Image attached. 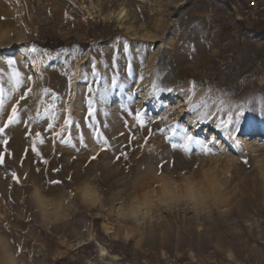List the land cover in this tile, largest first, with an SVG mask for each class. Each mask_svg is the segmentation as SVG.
<instances>
[{
	"label": "rangeland",
	"instance_id": "rangeland-1",
	"mask_svg": "<svg viewBox=\"0 0 264 264\" xmlns=\"http://www.w3.org/2000/svg\"><path fill=\"white\" fill-rule=\"evenodd\" d=\"M27 87L0 135V264H264V0H0V126Z\"/></svg>",
	"mask_w": 264,
	"mask_h": 264
},
{
	"label": "snow or ice",
	"instance_id": "snow-or-ice-1",
	"mask_svg": "<svg viewBox=\"0 0 264 264\" xmlns=\"http://www.w3.org/2000/svg\"><path fill=\"white\" fill-rule=\"evenodd\" d=\"M28 52L32 53V54L40 55V50L37 49L36 47H29L28 48ZM42 56L43 57H49L50 53H48L47 51H44L42 53ZM7 63H8V66L11 67V66H13L16 63V61L9 60ZM34 63L37 65V72H39V66L43 63V59L42 58L41 59H36V60H34ZM92 67H93L92 75L96 76L95 65H93ZM12 79H13V91L18 90L20 88V84L22 82L21 81V77H20V73L18 71L13 70ZM32 79H33L32 76H28L27 77V81L29 83L32 81ZM69 83H71V76H69ZM96 83L99 84V80L98 79H97ZM111 83H112V87H116V77L115 76L112 78V82ZM41 91H42V93L44 95L49 94V89H47V88H43ZM88 91H89V93H93L94 91H98V90H95L92 87H89ZM169 91H171V89H169ZM31 92H32V88L31 87H27L26 91H24L23 94L16 101V103L12 105L11 111L7 115V119L4 121L3 125L0 126V135H3L5 130L8 129L9 126L21 123V120H20V117H19L18 105L20 104V101L24 100L26 97H28V95ZM105 92H106V89H105V91L99 92V96H100L101 102L104 99ZM4 96H5L4 90H3V88H0V113H2L4 111V102H5ZM52 99L53 100L56 99L54 94L52 96ZM87 103H88V111H87L86 119L92 118V123L94 124L95 123V118L94 117H95L96 109H95V107L93 105V101L91 99H89ZM54 107H55L54 104L53 105H49L48 108H45V113H48L50 111V109H52ZM65 112H68L67 108L65 109ZM242 115H243V112H239L236 115V122L237 123L239 122L240 116H242ZM53 119H55V116H53ZM134 120L141 127L144 126V121L142 119V114L140 112H136L135 113ZM71 123H72V121H71L70 117L66 115L65 118H64L63 125L61 126L60 132H63ZM230 123H232L231 118H229L228 121H221V124H223L225 127H227V125L230 124ZM52 127H53V125L51 123H49L48 124V128L51 129ZM159 131L163 133L164 129L161 128ZM169 131L172 133V135L166 137V139L172 140V139L175 138V139H178L179 142H180L179 145H177L176 143L172 144V147L174 149L177 146H179L185 152H188L190 146L193 143H195L196 145L200 146L204 151H207L206 144L202 143L199 140H195L194 137L186 129H177L175 126H172L169 129ZM59 134L60 133H56L57 136H59ZM95 136L99 140L103 141V143L106 145L107 142L104 141V138L101 135L99 129L95 130ZM37 142H39L40 144L44 143L43 139L41 138V133H39V132L35 133V140H33V142H32V151L35 152L37 156H40V153L37 151V148H36ZM61 142L62 143H70V140L62 139ZM3 143L7 144V140L5 139L3 141ZM81 144H83V139H81ZM103 150H104V148H101V151H103ZM122 155H125V154L122 153ZM96 158H97L96 156L90 157L91 160H95ZM125 158H126V155H125ZM117 159H119V157H117ZM244 162L247 163V161H244ZM3 163H4V156L0 155V165H2ZM43 163H47V161L45 160V161H43ZM160 167L162 168L163 165H161ZM38 171H39V169H38ZM158 175H159V173H158ZM11 176H12L13 181H15L16 183L20 182L19 177L17 176V174L15 172H13L11 174ZM52 183L53 184H59L61 182L59 180H53ZM35 195H36L37 199H39V193H36ZM84 195H85L86 199H91L92 198V193L89 190H87V189L84 190Z\"/></svg>",
	"mask_w": 264,
	"mask_h": 264
},
{
	"label": "bare ground",
	"instance_id": "bare-ground-1",
	"mask_svg": "<svg viewBox=\"0 0 264 264\" xmlns=\"http://www.w3.org/2000/svg\"><path fill=\"white\" fill-rule=\"evenodd\" d=\"M122 12V11H121ZM74 73V74H73ZM69 74H70V76L71 77H78L79 76V67H78V65L76 64L75 65V68L73 69V70H70L69 71ZM83 85H87L88 83H87V81L85 82V83H82ZM212 135V134H211ZM260 136L261 137H264V131L263 132H261V134H260ZM114 257L115 256H109V258L112 260V259H114Z\"/></svg>",
	"mask_w": 264,
	"mask_h": 264
},
{
	"label": "clouds",
	"instance_id": "clouds-1",
	"mask_svg": "<svg viewBox=\"0 0 264 264\" xmlns=\"http://www.w3.org/2000/svg\"><path fill=\"white\" fill-rule=\"evenodd\" d=\"M79 189H74V192L78 193Z\"/></svg>",
	"mask_w": 264,
	"mask_h": 264
},
{
	"label": "built area",
	"instance_id": "built-area-1",
	"mask_svg": "<svg viewBox=\"0 0 264 264\" xmlns=\"http://www.w3.org/2000/svg\"><path fill=\"white\" fill-rule=\"evenodd\" d=\"M258 18H259V19H262L260 15H259V17H258V16H256V19H258Z\"/></svg>",
	"mask_w": 264,
	"mask_h": 264
},
{
	"label": "trees",
	"instance_id": "trees-1",
	"mask_svg": "<svg viewBox=\"0 0 264 264\" xmlns=\"http://www.w3.org/2000/svg\"><path fill=\"white\" fill-rule=\"evenodd\" d=\"M45 47H50V46L47 44V45H45Z\"/></svg>",
	"mask_w": 264,
	"mask_h": 264
}]
</instances>
